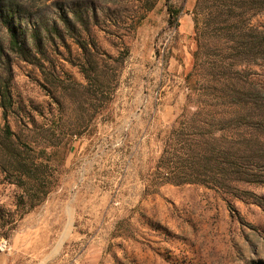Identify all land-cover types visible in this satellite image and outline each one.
<instances>
[{"label": "rangeland", "instance_id": "374dc122", "mask_svg": "<svg viewBox=\"0 0 264 264\" xmlns=\"http://www.w3.org/2000/svg\"><path fill=\"white\" fill-rule=\"evenodd\" d=\"M167 3L178 9L173 23ZM7 20L25 32L28 46L32 33L43 40L42 67L9 49ZM259 31L264 10L237 0H0V47L8 58L0 56V70L8 61L13 99L6 120L0 107V128L7 122L32 140L31 149L20 146L28 165L38 143L59 144L38 169L47 196L10 236H0V264H264V170L261 182L222 190L159 184L155 168L185 103L199 42L213 64L221 48L230 61L238 40L262 42L263 52L251 49L246 58L264 82ZM73 32L120 54L115 78V60L104 61L109 98L102 110L71 62L81 53ZM13 178L0 165V205L9 209L22 192Z\"/></svg>", "mask_w": 264, "mask_h": 264}, {"label": "trees", "instance_id": "16d2710c", "mask_svg": "<svg viewBox=\"0 0 264 264\" xmlns=\"http://www.w3.org/2000/svg\"><path fill=\"white\" fill-rule=\"evenodd\" d=\"M240 6L254 3L258 11L264 10V0H237ZM168 21L173 23L178 9L170 3L166 4ZM68 22V19H65ZM238 14L233 22H240ZM77 22L86 27L82 16ZM68 25V24H67ZM9 37V49L21 59L42 67L43 40L32 33L34 46H28L24 31L6 21ZM260 34L264 32L259 31ZM244 35L237 29V38ZM74 42L81 50L80 59L71 62L76 65L85 79L83 91L88 94L93 89V99L98 100L101 110L109 97L105 96L104 83L106 58L115 60L116 65L112 77L119 75V56L113 57L102 50L92 40L86 42L73 32ZM230 61H226L219 49V58L210 63L207 59V43L199 42L193 51V63L185 76V103L179 115L164 138L162 150L156 160V172L159 184L198 183L207 187L231 190L239 182H261L264 170V82L256 80L252 74L254 62L246 57L251 49L263 52L262 42H247L243 46L237 41ZM34 47V50H33ZM41 55V56H38ZM3 49L0 47V56ZM6 56V55H5ZM262 57V56H261ZM6 59L7 56H6ZM119 62V63H118ZM118 65V66H117ZM213 68H209V67ZM0 70V107L2 117L6 120L13 105L10 89L11 67L5 61ZM42 69V68H41ZM210 69V70H208ZM253 76V77H252ZM97 93L99 95H97ZM52 99L61 106L58 98ZM196 106L197 112H190ZM76 134L73 130L70 134ZM14 140H20L15 143ZM32 140L27 135L23 138L16 135L7 122L0 128V161L7 163L8 168L0 162L4 171L14 176L22 192L17 197L14 209L0 205V236L8 237L16 227L18 220L40 204L49 190L45 179L38 169L59 148L49 138L36 145L35 156L30 165L23 158L20 146L31 149ZM33 167V168H32Z\"/></svg>", "mask_w": 264, "mask_h": 264}]
</instances>
